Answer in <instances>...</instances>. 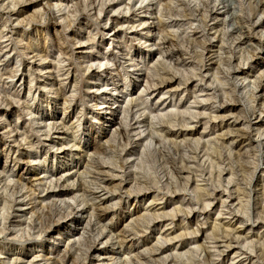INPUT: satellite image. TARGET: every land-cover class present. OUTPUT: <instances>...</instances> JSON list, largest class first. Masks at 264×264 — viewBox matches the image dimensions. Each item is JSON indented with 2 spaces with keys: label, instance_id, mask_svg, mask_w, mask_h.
Returning <instances> with one entry per match:
<instances>
[{
  "label": "rangeland",
  "instance_id": "374dc122",
  "mask_svg": "<svg viewBox=\"0 0 264 264\" xmlns=\"http://www.w3.org/2000/svg\"><path fill=\"white\" fill-rule=\"evenodd\" d=\"M183 2L0 0V264H264V0Z\"/></svg>",
  "mask_w": 264,
  "mask_h": 264
},
{
  "label": "bare ground",
  "instance_id": "6f19581e",
  "mask_svg": "<svg viewBox=\"0 0 264 264\" xmlns=\"http://www.w3.org/2000/svg\"><path fill=\"white\" fill-rule=\"evenodd\" d=\"M19 1L22 2L23 0H19ZM176 1L180 2L181 5L184 6V2H183L184 0H176ZM17 4H18V3H17ZM260 4H261V6H263V3L260 2ZM14 5H16V3H14ZM14 7H15V6H14ZM184 7H185V6H184ZM206 8H207V7H206ZM163 9H164V10H167V11L169 12V16H170V13H171V15H172V13H173L172 10H173V8L171 9L168 5H166L164 8H162L163 13H165ZM174 10H175V9H174ZM187 11H188V10H187ZM168 12H167V13H168ZM181 12H182V11H181ZM257 12H258V11H254V12H253V16H254V17H256ZM185 13H186V12H185ZM188 13H189V12H188ZM188 13H186V14H188ZM176 14H177V13H176ZM164 15H165V14H164ZM180 15H181V14H180ZM190 15H191V14H190ZM172 16H173V15H172ZM178 16H179V15H178ZM185 16H186V15H185ZM170 17H171V16H170ZM188 18H189V17H188ZM198 45H200V44H198ZM193 56H195L194 53H193ZM193 56H192V57H193ZM197 57H198V56H197ZM193 58H194V57H193ZM198 59H199V58H198ZM198 59H197V60H198ZM223 60H224V59H223ZM105 61H106V60H105ZM227 61H228V60H227ZM198 62H199V61H198ZM223 62H226V61H223ZM104 63H105V62H104ZM99 64H102V65H103V62H100ZM220 64H221V63H220ZM218 68H219V67H218ZM88 69H89V68H88ZM68 73H69V72H68ZM67 75H68V74H67ZM166 79H167V78H166ZM97 80H99V79H97ZM161 80H162V78H161ZM75 82H76V78H74V83H73V84H75ZM166 82H167V81H166ZM164 83H165V81H164ZM55 129H56V128H55ZM231 131H232V130H231ZM229 133H231V132H229ZM236 135H237V134H236ZM62 148H63V147H62ZM75 181H76V180H75ZM48 183H49V182H48ZM55 184H56V183H55ZM46 187H47V186H46ZM63 187H64V186H63ZM51 188H53V187H51ZM57 188H58V187H57ZM23 189H24V188H23ZM41 189H42V188H41ZM46 189H47V188H46ZM63 189H64V188H63ZM21 191H22V190H21ZM41 191H43V190H41ZM70 192H71V191H70ZM66 193H67V192H65V193H61V192H60V195H61V196H65ZM64 199H66V198H64ZM73 199H74V197H73ZM70 200H71V199H70ZM61 201H62V200H61ZM7 202H8V201H7ZM72 202H73V201H72ZM41 203H42V202H41ZM67 203H68V202H67ZM52 205H53V204H52ZM52 205H51V206H52ZM53 206H54V205H53ZM53 206H52V207H53ZM60 206H61V205H60ZM63 207H64V206H63ZM67 207H68V206H67ZM48 208H49V207H48ZM48 208H47V212L49 211V213H50V209H48ZM50 208H51V207H50ZM56 208H57V207H56ZM59 208H60V207H59ZM55 210H57V212H58V208L55 209ZM55 210H54V211H55ZM64 210H65V209H64ZM54 211H52V212H54ZM67 211H68V210H67ZM91 211H92V210H91ZM57 212H56V213H57ZM56 213H55V214H56ZM47 214H48V213H47ZM60 214H61V213H60ZM60 214H57V216L60 215ZM45 215H46V214H45ZM50 215H52V214H50ZM50 215H49V216H50ZM53 215H54V214H53ZM60 216H62V214H61ZM64 216H65V215H64ZM68 216H69V214H68ZM45 217H46V216H45ZM50 217H51V216H50ZM50 217H49V218H50ZM46 218H47V217H46ZM56 218H57V217H56ZM58 218H59V217H58ZM61 218H62V217H61ZM6 219H7V218H6ZM37 219L40 220V219H42V218H40V217L37 216ZM59 219H60V218H59ZM42 220H43V219H42ZM51 221H52V218H51ZM48 222H49V221H48ZM38 223H39V222H38ZM40 223H41V222H40ZM45 223H46V222H45ZM57 223H58V222H57ZM48 224H50V222H49ZM51 224L53 225V223H51ZM71 224H72V222H71ZM137 225H138V224H137ZM44 226H46V225H44ZM47 226H48V225H47ZM50 227H51V225H50ZM45 229H46V228H45ZM47 229H48V228H47ZM28 230H29V229H28ZM1 231H2V230H1ZM44 231H45V230H44ZM58 235H59V234H58ZM61 235H62V234H61ZM97 235H98V234H97ZM13 238H14V237H13ZM19 239H20V238H19ZM21 239H22V238H21ZM82 243H83V242H82ZM73 246H74V245H73ZM81 246H82V245H81ZM82 247H83V246H82ZM93 249H94V248H92V246H91V247H89V250H87V252H88V251L92 252ZM77 250H78V249H77ZM83 252H84V251H83ZM85 254H86V253H85ZM70 255H71V254H70ZM78 255H79V254H78ZM71 256H72V255H71ZM83 256H84V255H83ZM70 258H71V257L69 256V254H68V256L64 255L62 258H58V260L53 261L52 264H67V263L69 262V259H70ZM75 260H76V259H75ZM67 261H68V262H67ZM2 262H3V261H2ZM28 262H29V261H28ZM73 262H74V261H73ZM16 263H17V262H16ZM96 264H97V263H96Z\"/></svg>",
  "mask_w": 264,
  "mask_h": 264
}]
</instances>
